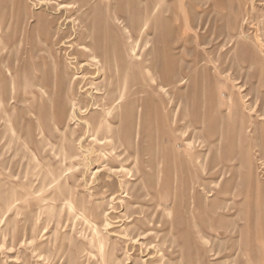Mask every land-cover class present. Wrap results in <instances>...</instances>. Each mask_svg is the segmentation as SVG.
I'll return each mask as SVG.
<instances>
[{
    "label": "rangeland",
    "instance_id": "rangeland-1",
    "mask_svg": "<svg viewBox=\"0 0 264 264\" xmlns=\"http://www.w3.org/2000/svg\"><path fill=\"white\" fill-rule=\"evenodd\" d=\"M0 264H264V0H0Z\"/></svg>",
    "mask_w": 264,
    "mask_h": 264
},
{
    "label": "bare ground",
    "instance_id": "bare-ground-1",
    "mask_svg": "<svg viewBox=\"0 0 264 264\" xmlns=\"http://www.w3.org/2000/svg\"><path fill=\"white\" fill-rule=\"evenodd\" d=\"M59 6H60V5H59ZM59 6H58V7H59ZM64 9H65V7H64ZM94 59H95V58H94ZM81 61H82V60H81ZM98 62H99V61H98ZM80 64H81V63H80ZM80 64H79V65H80ZM85 64H86V63H85ZM98 70H99V67H98ZM102 70H103V69H102ZM101 73H103V71H102ZM90 85H91V84H90ZM89 87H90V86H89ZM91 96H92V95H91ZM120 102H121V101H120ZM73 106H74V105H73ZM77 106H78V105H77ZM73 109H74V107H73ZM90 109H91V108H90ZM74 110H75V109H74ZM107 226H109V225L107 224Z\"/></svg>",
    "mask_w": 264,
    "mask_h": 264
}]
</instances>
